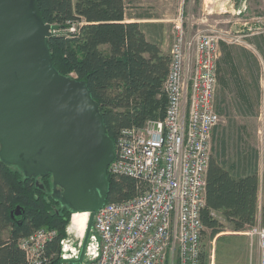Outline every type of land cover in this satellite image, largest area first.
Returning a JSON list of instances; mask_svg holds the SVG:
<instances>
[{
    "label": "built area",
    "instance_id": "1",
    "mask_svg": "<svg viewBox=\"0 0 264 264\" xmlns=\"http://www.w3.org/2000/svg\"><path fill=\"white\" fill-rule=\"evenodd\" d=\"M68 23L53 33H78L84 21ZM220 39L214 31L189 35L182 12L173 20L164 115L123 128L109 166L110 174L135 179L137 193L106 202L96 212L83 264H203L207 170L220 122ZM246 227L234 233L257 235L264 264V229L255 226L250 233ZM70 231L60 241L59 255L66 262L79 258L83 241ZM56 234L42 227L19 240L30 264H45L46 244Z\"/></svg>",
    "mask_w": 264,
    "mask_h": 264
},
{
    "label": "trees",
    "instance_id": "2",
    "mask_svg": "<svg viewBox=\"0 0 264 264\" xmlns=\"http://www.w3.org/2000/svg\"><path fill=\"white\" fill-rule=\"evenodd\" d=\"M38 4L45 22L56 30L67 28L69 21H84L78 33H53L48 38L51 55L61 75L88 84L105 119L107 135L115 143L123 128L141 126L147 118L164 115L163 83L170 55L162 51L159 42L147 38L143 24L127 20L125 0H38ZM256 162L253 153L234 163L211 155L202 220L212 236L226 226L211 214L213 210L233 230L257 222ZM108 176L107 202L136 195L135 179L109 172ZM51 191V175L28 178L18 166L0 159V264H30L19 240L42 227L57 232L46 244L44 263L67 264L59 255L60 241L67 236L73 211L54 200ZM262 215L264 222V207Z\"/></svg>",
    "mask_w": 264,
    "mask_h": 264
},
{
    "label": "water",
    "instance_id": "3",
    "mask_svg": "<svg viewBox=\"0 0 264 264\" xmlns=\"http://www.w3.org/2000/svg\"><path fill=\"white\" fill-rule=\"evenodd\" d=\"M38 0H0V159L28 178L52 176L51 196L89 218L83 264L96 212L110 192L116 143L85 81L59 73ZM20 214V206L15 209Z\"/></svg>",
    "mask_w": 264,
    "mask_h": 264
},
{
    "label": "rangeland",
    "instance_id": "4",
    "mask_svg": "<svg viewBox=\"0 0 264 264\" xmlns=\"http://www.w3.org/2000/svg\"><path fill=\"white\" fill-rule=\"evenodd\" d=\"M125 1L130 14L171 20L169 33L182 12L189 35L214 31L221 36L216 93L220 122L214 129L211 155L233 163L241 156L256 155L259 211L257 222L247 225L246 231L264 229V0ZM170 50L165 53L170 55ZM219 218L226 225L219 234L212 236L209 228L203 232L204 264H260L257 235L234 233ZM70 232L81 240L74 230Z\"/></svg>",
    "mask_w": 264,
    "mask_h": 264
},
{
    "label": "crops",
    "instance_id": "5",
    "mask_svg": "<svg viewBox=\"0 0 264 264\" xmlns=\"http://www.w3.org/2000/svg\"><path fill=\"white\" fill-rule=\"evenodd\" d=\"M130 12L127 8V20L137 21L144 25L145 33L148 39L155 40L161 44V49L165 53L170 50L172 43V33L169 31L168 22L171 20L162 18L146 17L145 15H136L128 13ZM107 49L108 46H103Z\"/></svg>",
    "mask_w": 264,
    "mask_h": 264
},
{
    "label": "bare ground",
    "instance_id": "6",
    "mask_svg": "<svg viewBox=\"0 0 264 264\" xmlns=\"http://www.w3.org/2000/svg\"><path fill=\"white\" fill-rule=\"evenodd\" d=\"M88 218V212H75L71 220V229L83 237L85 234Z\"/></svg>",
    "mask_w": 264,
    "mask_h": 264
},
{
    "label": "flooded vegetation",
    "instance_id": "7",
    "mask_svg": "<svg viewBox=\"0 0 264 264\" xmlns=\"http://www.w3.org/2000/svg\"><path fill=\"white\" fill-rule=\"evenodd\" d=\"M74 215V214H73Z\"/></svg>",
    "mask_w": 264,
    "mask_h": 264
}]
</instances>
